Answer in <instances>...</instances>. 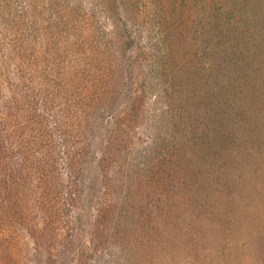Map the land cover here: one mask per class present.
Wrapping results in <instances>:
<instances>
[{
  "label": "rangeland",
  "instance_id": "rangeland-1",
  "mask_svg": "<svg viewBox=\"0 0 264 264\" xmlns=\"http://www.w3.org/2000/svg\"><path fill=\"white\" fill-rule=\"evenodd\" d=\"M160 1L157 13L138 0L150 25L121 98L133 102L128 91L137 78L145 91L136 104L150 119L137 131L139 169H146V136L159 145L154 160L146 159L158 180L136 206L140 218L132 219L129 204L116 207L125 180L102 188L92 161L87 177L99 197L61 228L73 236L51 246L45 239L39 251L28 240L0 243V264H264V196L256 199L264 194V0ZM93 2L99 4L0 0L2 46L26 45L18 37L33 19ZM67 32L66 40L82 46L78 29ZM104 202L112 205V222L95 238L96 208Z\"/></svg>",
  "mask_w": 264,
  "mask_h": 264
},
{
  "label": "trees",
  "instance_id": "trees-1",
  "mask_svg": "<svg viewBox=\"0 0 264 264\" xmlns=\"http://www.w3.org/2000/svg\"><path fill=\"white\" fill-rule=\"evenodd\" d=\"M97 1L95 7L94 2L68 6L44 21L31 20L18 37L26 45L4 41L3 47L0 40V243L5 246L11 239L28 240L39 251L45 239L49 246L70 239L71 232L61 228L76 219L83 202L99 197L97 182L87 177L92 161L102 188L125 180L116 207L129 204L136 221V206L142 207L152 180H158L149 174L156 164L146 163L159 146L152 133L144 142L145 170L134 157L139 125H150L136 104L145 91L137 78L128 91L133 102L121 101L137 70L133 54L150 25L142 17L147 9L138 0ZM149 2L157 13L164 10L160 0ZM68 29L80 31L82 46L66 40ZM111 207L97 204L95 238L112 222Z\"/></svg>",
  "mask_w": 264,
  "mask_h": 264
}]
</instances>
